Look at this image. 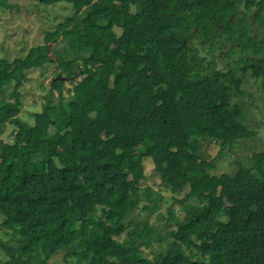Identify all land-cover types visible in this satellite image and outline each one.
<instances>
[{
    "label": "trees",
    "instance_id": "16d2710c",
    "mask_svg": "<svg viewBox=\"0 0 264 264\" xmlns=\"http://www.w3.org/2000/svg\"><path fill=\"white\" fill-rule=\"evenodd\" d=\"M31 1L74 13L24 58L0 57V134L13 127L0 139V214L20 241L0 243V264L61 252L66 264H264V151L212 174L256 136L237 100L249 77L264 92V0ZM202 49L235 65L219 69ZM50 64L57 73L31 125L20 89ZM202 141L220 145L216 158L202 157ZM146 158L172 193L189 190L153 258L144 250L165 239L150 220L162 198L141 189Z\"/></svg>",
    "mask_w": 264,
    "mask_h": 264
},
{
    "label": "rangeland",
    "instance_id": "374dc122",
    "mask_svg": "<svg viewBox=\"0 0 264 264\" xmlns=\"http://www.w3.org/2000/svg\"><path fill=\"white\" fill-rule=\"evenodd\" d=\"M73 13V6L64 2L44 5L31 0L11 1L10 8L0 9V57L9 62L17 58H24L31 48L46 44L48 34L54 32L59 24H65V21L73 16ZM74 34L75 31L68 32L64 37L62 34L60 40L68 41ZM59 46L63 47L64 44ZM59 51H62V48ZM201 55L207 61L217 62L219 69H229L235 65L233 60L230 63L225 62L223 54L219 50L213 55H209L207 50L202 49ZM51 57L55 59V55L52 54ZM56 73L57 67L54 64H50L30 75L31 80L20 89L24 102V111L21 117L29 124L34 125L35 120L31 116L42 111L45 103L44 96L47 94L49 85ZM243 89L244 95L237 101H241L244 105L247 125L250 130L255 131L256 136L240 140L234 153L226 152L218 160L216 169L212 171L214 175L234 173L240 165L252 166L254 154L264 151V92L260 82L252 77L248 78ZM12 135L13 127L8 126L0 134V139L9 142L12 139ZM219 151V144L202 141V157L204 159L210 161L216 158ZM144 166L146 180L142 182V192L144 193L146 189H149L150 194L154 195L155 198H162L160 210L151 216L150 220L157 228V234L161 235L165 240L163 243H155L152 251L144 250L145 255L153 258L154 254L166 250L168 246L170 230L167 225H174V229H176L174 220L172 223H167L170 218L169 211L176 212L177 218L180 220L184 218L185 213L181 209L180 202L185 198L189 190L185 189L181 194L172 193L171 188L163 183L151 158L144 160ZM247 201L250 203L249 200ZM190 204H198V202L191 201ZM145 205H152V203L143 201L141 207ZM2 219L0 215V243L7 246H18L20 243L19 237H13L11 233L6 232L2 226ZM194 258L199 259L202 256L200 253H195ZM6 259L7 255L0 246V261ZM68 261L72 260L68 259ZM66 262L67 259L64 253L61 252V254L55 255L48 264H66ZM32 264L39 263L33 261Z\"/></svg>",
    "mask_w": 264,
    "mask_h": 264
},
{
    "label": "clouds",
    "instance_id": "9594fccd",
    "mask_svg": "<svg viewBox=\"0 0 264 264\" xmlns=\"http://www.w3.org/2000/svg\"><path fill=\"white\" fill-rule=\"evenodd\" d=\"M220 176V175H219ZM176 194H179V193H176ZM191 201H196V200H190V201H188L186 204L187 205H189L190 204V202ZM198 202V201H197ZM181 204V203H180ZM181 209H182V207H181ZM1 215V214H0ZM176 215H177V213H176ZM1 217H2V215H1ZM3 218V217H2ZM3 220V219H2ZM2 224H3V222H2ZM4 228V227H3ZM5 229V228H4ZM6 260H8V258L6 259Z\"/></svg>",
    "mask_w": 264,
    "mask_h": 264
}]
</instances>
